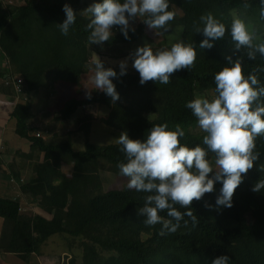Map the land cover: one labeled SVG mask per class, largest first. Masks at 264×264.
<instances>
[{
	"label": "trees",
	"instance_id": "1",
	"mask_svg": "<svg viewBox=\"0 0 264 264\" xmlns=\"http://www.w3.org/2000/svg\"><path fill=\"white\" fill-rule=\"evenodd\" d=\"M8 1L0 0V66L1 60L6 64L5 73L0 77L7 74V77L23 79L24 93L9 117L15 122L14 133L31 144L22 158L32 159L39 151L42 160L32 166L31 174L20 185L29 203L38 208V214H23L18 201L0 197V218L9 226L0 249L15 255L21 264H30L31 257L39 255L40 247L59 235L78 240L83 249L68 264H212L214 259L225 255L229 257V264H264V190L252 191L255 183L264 179V170H261L264 136L256 140L260 158L243 176L231 208L216 206L222 187L216 182L214 192L206 193L201 201H193L191 205L199 220L197 227L192 228L189 222L185 228L181 222L176 233L161 236V225L145 226V218L137 214L147 194L127 187L108 191L102 188L101 171L121 176L117 167L118 163L125 162L121 146L86 144L83 151H74L70 133L63 143L52 144L37 137L32 124L33 97L41 89L53 92L63 84L72 87L75 95L57 109L56 120H69L81 107L104 106L109 113L102 119L103 124L120 133L126 131L130 139L143 141L153 126L167 123L169 130H174L178 123L185 131L181 144L189 148L205 147L202 144L205 133L191 132L198 124L185 104L195 99L197 93L216 95L214 75L223 67H230L225 56L232 55L234 46L230 37L234 11L240 16L255 14L254 30L257 35L264 33L260 0H169V10L176 11L170 27H180L181 35L162 49H170L181 40L192 44L197 53L195 67L175 72L167 85L152 81L141 85L138 72L126 71L124 76H119V71L118 78L113 80L119 94L115 102L102 91L91 95V99L79 98L81 79L94 68L91 61L94 54L101 50L122 52L123 47L140 40L148 28L142 20L134 32L129 31L128 39L121 32L112 31L109 41L90 45L89 32L85 30L90 15L82 12L102 0H90L87 7L82 0H21L22 4L14 1L5 4ZM65 4L77 13L67 36L58 27L66 18L62 11ZM245 4L249 6L245 8ZM207 13L228 29L225 37L213 42L210 50L199 47L204 37L193 27L195 23L203 28L199 18ZM240 54L243 55V50ZM243 68L245 76L253 68L264 69V57L258 54L252 61L244 56ZM257 76L264 86V71L257 72ZM89 121V116L75 121L76 131L84 137L89 133ZM209 159L215 167L213 154L209 153ZM64 165L71 167L69 175L62 172ZM12 174L19 179L18 170ZM206 204L212 208H206ZM176 207L186 211L179 205ZM159 215L168 218L165 211Z\"/></svg>",
	"mask_w": 264,
	"mask_h": 264
},
{
	"label": "clouds",
	"instance_id": "2",
	"mask_svg": "<svg viewBox=\"0 0 264 264\" xmlns=\"http://www.w3.org/2000/svg\"><path fill=\"white\" fill-rule=\"evenodd\" d=\"M261 18H264V0H260ZM249 5L245 4L247 8ZM169 0H102L93 3L82 13L90 15L86 25L90 45H100L109 41L113 27L128 39L129 31H135L131 22L139 18L162 36L171 29L170 22L176 11L169 10ZM65 20L58 25L62 35L67 36L76 22L77 13L68 5L63 6ZM203 28L194 23V31L202 33L204 39L199 47L212 49L213 42L225 37L226 25L214 18L211 13L200 16ZM233 42L232 55L225 56L230 67H223L214 75L215 97L212 100L200 97L185 104L197 120L199 129L205 133L202 144L189 148L181 144L185 131L180 124L169 130L167 123L153 126L143 141L130 139L127 132H121L114 140L124 155L125 162L117 164L120 175L127 178V188L145 193L144 204L137 213L145 219V226L161 225L159 235L174 234L181 227H197L199 220L191 205L199 202L206 193L214 192V184H222L215 204L218 208H231L235 190L243 182V176L254 167L260 153L256 151V140L264 136V86H261L257 72L264 69L253 68L245 76L244 56L256 60L264 57V39L233 12L230 27ZM243 50V55L241 51ZM233 56H236L233 59ZM133 68L138 72L139 83L148 81L167 85L170 77L182 69L195 67L197 53L192 44L182 40L170 49L153 50L152 46L138 47L133 54ZM93 75L90 80L96 90L102 91L113 102L119 99L114 79L117 72L105 68L104 63L94 54ZM119 76H124L127 60L119 62ZM86 98L91 99L90 92ZM214 156V164L209 159ZM264 170V166L261 167ZM210 173L213 175L210 177ZM264 190V179L255 183L253 192ZM177 205L186 211L181 212ZM211 209L212 205H205ZM165 211L167 217L159 215ZM187 217L188 219H185ZM212 264H229L228 256H220Z\"/></svg>",
	"mask_w": 264,
	"mask_h": 264
},
{
	"label": "rangeland",
	"instance_id": "3",
	"mask_svg": "<svg viewBox=\"0 0 264 264\" xmlns=\"http://www.w3.org/2000/svg\"><path fill=\"white\" fill-rule=\"evenodd\" d=\"M16 2L22 4L21 0H9V2ZM248 1V0H246ZM7 3V2H5ZM83 6L87 7L90 4V0H82ZM238 18L242 19L246 25H248L249 30H253L257 23V16L255 14L247 16H240L235 14ZM233 17V13H232ZM141 19L137 18L131 22V27L134 28ZM256 21V22H255ZM113 32H120L119 27H113ZM181 35V28L175 27L170 30V32L166 35L157 36L154 34L153 30L146 29L144 35L137 42L130 44L128 46L123 47L122 52H115L112 50H101L99 54H95L99 59L104 63L105 68H112L114 71L119 72V62L127 60V69L126 71L133 73L137 72L133 68V59L131 58V54L135 52L138 47H143L145 45L152 46L153 50L162 49L163 46L169 45L174 41L178 40ZM261 39H264V33L258 35ZM2 61V60H1ZM4 61V60H3ZM91 61H94V55L91 57ZM2 66V65H1ZM6 68V64L4 65V69ZM93 70V69H92ZM90 70L87 74L82 76V91L78 96L79 98H85L86 92H90L91 95L98 94L99 90H96L94 85L91 83V76L93 75V71ZM1 80V79H0ZM3 83V84H2ZM0 90L1 93L4 94V99L14 100L16 96L12 93V90L9 87L4 86V81H0ZM4 91V92H2ZM12 93V94H11ZM75 95L73 88L67 85H60L55 91L51 92L46 89H41L32 99V112L33 115L36 116L33 119L34 126H39L42 130L41 133L37 132L35 134H39V137H42L46 142L61 144L66 141L68 134L72 149L74 151H83L85 149V145H94V146H106L116 144L114 140L118 139L120 136V132L109 128L105 124H103L102 119L106 118L109 113V110L104 106L91 105L86 107H81L77 110V112L71 116V118L67 121L56 120L55 115L57 109L61 106V104L67 100L68 98ZM196 98L204 97L212 100L215 96L212 92H208L206 94H196ZM17 101L19 99H16ZM0 107L2 104L0 102ZM1 109V108H0ZM84 116H89V133L87 137L81 132H77L76 119ZM41 118L42 122L44 118H46V123L40 125V122H37L38 119ZM47 119L49 120L47 122ZM4 123L8 122V131L14 136L13 128L14 121L8 120L6 118V114L4 116ZM44 126L46 128H44ZM43 128L45 129L43 131ZM40 131V130H39ZM56 134V136H51L52 133ZM192 133L201 134L203 133L198 125L191 129ZM52 137H55L54 139ZM19 139V138H18ZM19 150L23 151L25 142L19 139ZM25 143V144H24ZM13 164V163H12ZM215 168V167H214ZM71 171L70 166H62V172L65 175H69ZM11 177L10 184L13 183L15 177L12 172L7 174L6 177ZM4 177V178H6ZM100 178L102 181V188L105 191L112 189H124L127 187V178L115 175L111 172L101 171ZM9 180V179H8ZM15 182V181H14ZM33 206V205H32ZM35 206V205H34ZM21 211L27 213L28 215H36L39 213L38 208L33 210L26 209L24 206ZM28 208V207H27ZM22 212V213H23ZM4 234L9 233V226L4 225ZM83 249L78 240L65 239L60 237L59 235H55L49 238L45 244L40 247L39 255L32 256L31 264H68L73 255H81Z\"/></svg>",
	"mask_w": 264,
	"mask_h": 264
},
{
	"label": "crops",
	"instance_id": "4",
	"mask_svg": "<svg viewBox=\"0 0 264 264\" xmlns=\"http://www.w3.org/2000/svg\"><path fill=\"white\" fill-rule=\"evenodd\" d=\"M4 65L5 63L2 60V66H0V74L5 73ZM0 79L2 81L7 79V74H4L3 76H1ZM4 94L6 93H1V90H0V102L2 104V107H0L1 108L0 109V161L2 162V165H0V197L18 201L20 204L21 210L25 208L24 206H26V209L28 210H31V209L33 210V208L37 209L36 206L34 205L32 206V204L29 203L28 199L26 198L27 196L22 194L20 190V185L31 174L32 166L35 163L41 162L42 154L39 151H36L33 154L32 159L22 158L24 157V155H26L29 152V146L31 144H29V142H27L26 140L18 137L15 133H14V136H12L11 133H9L8 131V122L6 123L3 122L5 114L8 120H12L9 117V114L11 113L15 104L17 103V100H16L17 98H15L14 100L12 99V100L6 101L4 99L5 97ZM35 117L36 116H34L33 119H35ZM40 121H41V118H39L37 122H40ZM48 121L49 120L47 119V122ZM45 123H46V118H44V120L40 122V125L45 124ZM32 124H33V120H32ZM14 127H15V122H14ZM38 127L39 126H34L35 128L34 134L37 132L39 133L42 132V130ZM44 128L46 127L44 126ZM44 128H43V131L45 130ZM13 132H14V128H13ZM51 136H56L55 132L52 133ZM18 138L26 143V145L23 148V151L19 150L18 142L20 141ZM52 138L54 139L55 137H52ZM13 170L19 171V175H18L19 179H14L15 182L13 181V183L10 184V182L8 181H10L11 177L10 176L6 177V176L7 174L10 175V173L13 172ZM20 212L22 213L23 211H20ZM23 214L28 215L27 213H24V212ZM3 230H4V220L0 218V243L4 235ZM31 260H32V257H31ZM31 260H30V264H31ZM0 264H21V263H20V260L15 255L8 253L6 250L0 249Z\"/></svg>",
	"mask_w": 264,
	"mask_h": 264
},
{
	"label": "built area",
	"instance_id": "5",
	"mask_svg": "<svg viewBox=\"0 0 264 264\" xmlns=\"http://www.w3.org/2000/svg\"><path fill=\"white\" fill-rule=\"evenodd\" d=\"M11 3L12 2H9V1L7 2V4H11ZM4 86L9 87L17 99L21 97L24 93V88H23L24 82L21 77H17V78L10 77V76L7 77V79L4 80ZM36 136L39 137V134H36Z\"/></svg>",
	"mask_w": 264,
	"mask_h": 264
}]
</instances>
